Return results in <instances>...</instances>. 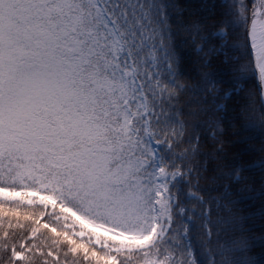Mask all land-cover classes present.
Returning <instances> with one entry per match:
<instances>
[{"label":"snow or ice","instance_id":"obj_1","mask_svg":"<svg viewBox=\"0 0 264 264\" xmlns=\"http://www.w3.org/2000/svg\"><path fill=\"white\" fill-rule=\"evenodd\" d=\"M0 264H264V0H0Z\"/></svg>","mask_w":264,"mask_h":264}]
</instances>
